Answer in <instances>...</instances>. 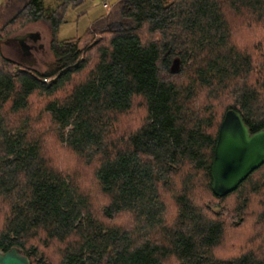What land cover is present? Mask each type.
<instances>
[{
	"label": "trees",
	"instance_id": "trees-1",
	"mask_svg": "<svg viewBox=\"0 0 264 264\" xmlns=\"http://www.w3.org/2000/svg\"><path fill=\"white\" fill-rule=\"evenodd\" d=\"M45 1L0 26L1 42L46 24L55 59L41 72L0 43V251L264 264V164L222 197L211 176L228 110L264 129V0H121L128 26L88 29L85 45L58 36L85 0Z\"/></svg>",
	"mask_w": 264,
	"mask_h": 264
},
{
	"label": "rangeland",
	"instance_id": "rangeland-1",
	"mask_svg": "<svg viewBox=\"0 0 264 264\" xmlns=\"http://www.w3.org/2000/svg\"><path fill=\"white\" fill-rule=\"evenodd\" d=\"M27 0H0V26H3ZM85 0V3L76 9H69L66 22L59 30V39L66 40L73 37L82 38L85 45L91 36L87 33L90 29L94 33L105 28H124L127 21H122L116 5L120 1ZM46 4H55V0H46ZM96 35V34H95ZM17 36H26L25 41L30 45L28 52L24 51ZM1 50L3 54L20 64L41 72L50 70L55 62L53 52L50 49L51 32L48 26L42 22L29 23L22 29L12 33L8 37L1 38ZM178 64L175 65L177 67Z\"/></svg>",
	"mask_w": 264,
	"mask_h": 264
},
{
	"label": "water",
	"instance_id": "water-1",
	"mask_svg": "<svg viewBox=\"0 0 264 264\" xmlns=\"http://www.w3.org/2000/svg\"><path fill=\"white\" fill-rule=\"evenodd\" d=\"M26 36H17L24 51L30 50ZM264 164V129L251 132L243 116L230 109L220 126L215 156L212 162V189L218 196H226L257 168ZM0 264H31L21 249L13 247L0 251Z\"/></svg>",
	"mask_w": 264,
	"mask_h": 264
},
{
	"label": "built area",
	"instance_id": "built-area-1",
	"mask_svg": "<svg viewBox=\"0 0 264 264\" xmlns=\"http://www.w3.org/2000/svg\"><path fill=\"white\" fill-rule=\"evenodd\" d=\"M104 5L107 6V3H105Z\"/></svg>",
	"mask_w": 264,
	"mask_h": 264
},
{
	"label": "crops",
	"instance_id": "crops-1",
	"mask_svg": "<svg viewBox=\"0 0 264 264\" xmlns=\"http://www.w3.org/2000/svg\"><path fill=\"white\" fill-rule=\"evenodd\" d=\"M116 1H120V0H116Z\"/></svg>",
	"mask_w": 264,
	"mask_h": 264
}]
</instances>
